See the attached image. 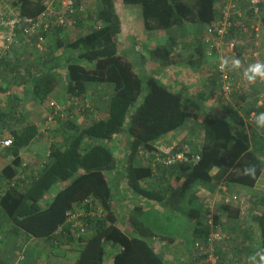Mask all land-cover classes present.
<instances>
[{
  "label": "trees",
  "instance_id": "trees-1",
  "mask_svg": "<svg viewBox=\"0 0 264 264\" xmlns=\"http://www.w3.org/2000/svg\"><path fill=\"white\" fill-rule=\"evenodd\" d=\"M78 1H83L87 8L76 16L75 28L81 31L80 35L72 41L58 37V47L64 50L66 60L67 99L60 103L70 98L89 100L93 108L84 113H91L96 106L92 87L108 86L112 88L107 100L108 115L77 128L62 146L52 143L44 163L34 168L23 160L21 151L39 138L40 127L24 119L19 102L12 113L0 112V118L7 121L13 117L22 123L21 128L5 135L12 138V144L1 147L0 177L12 179L19 171L25 175L17 178L14 186H3L0 230L10 221L14 228L33 238L57 237L61 242L77 236L84 244L72 264H107L109 258L112 264H166L152 244L155 236L166 242L176 241L174 235L164 232L163 216L187 218L194 223L193 244L197 239L205 240L209 232L205 221L207 200L214 197L221 183L228 185L232 194L241 193L232 191L234 184L257 190L264 173V140L259 134L247 133L244 118L234 106L225 105L222 114L199 111L197 104L186 100L189 97L185 93L173 89L155 73L159 67L185 63L187 57L182 49L191 45V35H199L215 17L217 0H121L141 7L148 32L166 35L163 43L157 44L150 55L140 54L139 60L120 51L122 19L117 0H93L92 9L86 4L90 0ZM12 5L23 15L37 16L44 9V0H13ZM261 18L264 27V13ZM196 48L197 55L186 62L194 68L199 67L204 55L202 44ZM49 60L42 56L43 65L31 63L38 66L36 69L22 67V59L11 67L19 73L22 68L26 70L20 77L28 84L27 97L44 105H48L61 81L56 69L59 64H45ZM148 61L155 64L152 71L147 67ZM257 111L264 113V106ZM190 122L191 126L198 123L199 130L204 132L197 163L160 165L155 169L148 160L143 161L140 148L151 149L158 139ZM110 143H117L118 153ZM190 145L189 153L199 151V145ZM249 168H254V173H246ZM123 185L141 197L131 204L124 220L128 229L120 226L115 206ZM54 187V196L47 199ZM100 208L103 213L96 214ZM243 210L223 199L217 205L215 218L224 233L223 216L234 220L244 214L256 230L246 229L244 235L225 233L215 251L224 264H237V260L240 264H264V194L254 196L244 213ZM84 218L88 226L82 231L75 224L80 222L84 226ZM256 231L260 239L254 246ZM5 232L9 234L10 230H5L3 237ZM1 241L0 237V248ZM230 245L232 263L226 261L230 255L222 258V252L226 255L225 246ZM0 264L6 263L0 259Z\"/></svg>",
  "mask_w": 264,
  "mask_h": 264
},
{
  "label": "crops",
  "instance_id": "crops-1",
  "mask_svg": "<svg viewBox=\"0 0 264 264\" xmlns=\"http://www.w3.org/2000/svg\"><path fill=\"white\" fill-rule=\"evenodd\" d=\"M6 1L7 0H0V6L2 5V3H6ZM8 1L10 3V1L13 0ZM10 5V7L12 8L13 5ZM117 11L119 12L122 19V31L119 34L118 38L119 44L121 43L120 48H122L124 44L126 45L127 43L132 42L133 45H131L134 47L135 53L134 57L130 58H133V60H139V55L142 53H144V55L145 53L150 55V51H152L157 44L163 43L166 40V35L164 34V32L151 33L145 29L144 22L141 16V7L139 5H127L122 3L121 0H117ZM202 32L203 30L197 36L191 35L188 39V41H191V45H189V47L187 48L182 49L181 52L184 53L187 57L183 61L185 63L172 64L168 66L169 68L166 67L167 69L165 68L160 70L158 75L164 82L172 86L173 89L179 91L181 90L183 93H185L186 96L189 97L186 98L187 101H190L193 104H199V111H212L217 114H222L224 113L225 105L230 104L234 106L235 109L240 111V115L244 118L245 129L247 133L249 135L253 134L252 132H254L255 134H259L264 140V137L262 136L263 128L257 124V119L250 120V112L252 110H257L259 107L256 103L257 98L255 97L257 96V94L264 91V85L261 82V78L264 77V75L255 74L254 78L249 79V77L253 76V74L248 71L251 65L257 63L264 65V41L260 40L259 42L258 59L249 56L244 57L242 55L238 56L239 58L230 56V58L234 59L233 63L236 65V69L238 68V70H240L244 67V69L247 70L248 84L247 94L244 95L243 98H232L229 100L224 98L222 92H220L219 89V84L215 75V64L217 60L216 56L207 54L205 49L203 48L204 55L202 57V62L199 64V67L194 68L192 64L186 63L189 62L188 60L192 58V56L197 55L198 50L197 48L195 49V47H199L202 44ZM135 34H138L137 37L135 36ZM58 37L66 40L68 39V32L61 31L58 32V34L54 32L51 33L47 39V52L45 55H43V57H49V65L51 66H56L59 64L56 69L61 81L60 85L56 88L53 94L58 95V98L60 99L57 100L55 97L53 99L57 100L58 102H64L67 99V94L65 92L66 60L65 55L62 53V51L60 52L62 56H55L58 54L56 51L60 49V46L56 41ZM262 37H264V32L262 34ZM139 43L141 44V47H139ZM251 45V42L248 41L245 47L250 48ZM142 46H146V48L141 49ZM30 50H35V47L33 45H30L27 48L24 47L21 50H15L9 55V57L2 59L5 60L7 64L4 61V63H2L0 66V112L12 113L16 108L15 104L19 102V109L22 111L24 119L40 127L42 133L40 134L39 138L33 141L27 147L23 148L21 151L23 160L32 167L37 168L46 160L47 152L50 151V146L52 143H57L58 145L62 146L65 143V140L69 139V137L76 131L77 128L88 126V124H90L93 119H101L107 117V100H109L108 95L110 92H112V88L108 86H93L91 91L93 92V96L96 94V106H94V110L91 113L75 112L71 110L70 112H67L65 116L56 118L55 123L51 126V128L47 131H44L43 123L48 108L45 111L46 113L44 112L42 116V107H46V105L40 103L38 99L21 97V95L24 96L25 93H27L28 95V84L24 83V81L20 77V73H17V70H11V67L14 68V64L17 63V60L25 57L29 53V58H31L33 62L36 61V65L43 64V61H41L42 55L36 53V50L32 52ZM236 61H238V63H236ZM195 65L197 66V63ZM25 86L26 88L24 89ZM60 86L63 87L62 90L59 89ZM6 88L9 89L6 90ZM187 89L189 90V93L188 91H186ZM213 91H215V93H212ZM202 94H205L206 96L204 97ZM36 105L40 107H37ZM261 113L262 112H260V114ZM23 123L25 124L26 121H24ZM21 127L22 123L17 122L13 117L9 118L7 121L5 117L0 118V136H3L4 138H7V136L5 137V135L10 131L19 129ZM184 128L186 129L182 132H180V130L178 129L164 135L161 139L167 142H171L173 140H183L189 142L192 145L197 144L200 146L202 144L201 141L203 140L204 132L203 130H199L198 123L196 126H191L190 122ZM253 143L255 144V141ZM116 146L118 153L119 147L117 143ZM30 154H35L37 159H33ZM41 156H44V158H40ZM262 184H264V173L262 174L257 185ZM123 187L124 188L122 190H118L119 193L117 192L118 195L115 204L116 211L121 213L118 216H120L119 223L122 227H124V220L129 214V208H131V206L135 202L134 199H141L140 196L136 197V195H134L131 190L125 189L124 185ZM233 188L234 186H232L233 192H238L237 190H233ZM225 192L232 195V193L228 191V185H226L225 183H221L214 194V197L217 199V205L222 201V197ZM241 193L248 192L242 191ZM7 222L8 221L3 224V228L0 230V237L2 239L0 259L6 264H45L46 262L50 261L56 264H72L78 255L79 249L84 244L83 241L77 239V236L74 238V240L65 239L61 242L56 240L57 237L50 239L41 238L40 240L39 238H35L37 239L35 240L33 237H30L29 240L27 239L25 241L22 237L21 232L13 233V231L15 230H12L11 225H9L7 228L5 227ZM222 222L226 234L237 235L240 233L243 234L246 229L250 231L256 230L254 229L252 222H250L246 214H244L242 218L234 220L226 219L223 216V218H221V223ZM5 230H10L8 236L11 234V238H8L7 236V240L4 239L5 237H3V232ZM194 230V227L191 226V228L189 229L191 235L194 234ZM35 241L39 242L36 243ZM168 243L171 242L163 241L157 236L152 238L153 246L157 248L158 251L164 256L167 262L166 264H177L182 261H185L187 263L190 261V258L188 257L190 250L187 247L181 246L179 250H173V248L170 247ZM231 247L232 245L225 246L226 255H224V252H222V258L226 259L225 257L230 255L228 256L229 258H227L226 261L232 263ZM222 251H224V247ZM107 264H112L111 258L108 259Z\"/></svg>",
  "mask_w": 264,
  "mask_h": 264
},
{
  "label": "built area",
  "instance_id": "built-area-1",
  "mask_svg": "<svg viewBox=\"0 0 264 264\" xmlns=\"http://www.w3.org/2000/svg\"><path fill=\"white\" fill-rule=\"evenodd\" d=\"M216 8L215 17L204 26L201 42L206 53L217 58L215 75L224 98L229 100L243 98L247 94L248 73L244 67L240 70L236 69V65L233 63L234 59L230 56L239 58L238 56L242 55L258 59L259 42L264 32L261 18L264 13V0H217ZM86 9L83 1L44 0L42 12L37 16H29L21 14L14 6L11 8L6 3H2L0 6V59L7 58L15 50L27 48L30 45L35 47V52L42 56L45 55L48 36L55 29L70 32L76 26L78 13L86 12ZM248 41L253 45L250 48L245 47ZM261 82L264 85V77L261 78ZM255 98H257V106H264V91L257 94ZM48 101L44 131L51 128L56 118L70 112L71 106H73V111L82 113L93 108L89 100L70 98L66 103H60L50 98ZM258 117L257 110L250 112V120L258 119ZM262 128L264 137V127ZM11 144L12 138H0V147H7ZM190 149L192 147L187 141L167 142L160 138L151 149L140 148V155L143 157V161L147 162L148 160L155 169L160 165L170 167L182 162L195 164L201 158V146H198L199 151L197 152L189 153ZM24 177L22 171H19L18 175L12 179L0 177V195L4 191L3 186L5 188L14 186L17 178ZM256 189L260 191V194H264V184L258 185ZM253 197L254 195L250 193L230 195L225 192L222 199L227 203L241 206L245 210ZM207 207L205 220L209 227L207 238L194 241L192 254L188 256L189 262L182 261L177 264H224L215 251L216 245L222 243L226 236L222 226L217 223L215 218L217 199L215 197L208 199ZM97 213H103V209H98ZM84 219V226L80 222L75 224L81 226L82 231H85L88 226L86 218ZM236 262L240 264L239 260Z\"/></svg>",
  "mask_w": 264,
  "mask_h": 264
},
{
  "label": "rangeland",
  "instance_id": "rangeland-1",
  "mask_svg": "<svg viewBox=\"0 0 264 264\" xmlns=\"http://www.w3.org/2000/svg\"><path fill=\"white\" fill-rule=\"evenodd\" d=\"M6 4L8 5V6H11L10 4H12V1H10V3H9V1L7 0L6 1ZM86 4H87V6H88V8H94V1L93 0H90V1H86ZM80 33H81V31H79V30H77L76 28H74V29H72L70 32H68V39L67 40H69V41H72V40H74L75 38H77L79 35H80ZM137 35L138 34H135V36L137 37ZM263 38L264 37H262L261 38V40L262 41H264L263 40ZM56 41H57V44H58V39H56ZM132 44V42L130 43H127L126 45L124 44L123 46H122V48H120V51H122V53L124 54V55H128L127 57H134V47L131 45ZM120 45H121V43H120ZM139 45V47H141V44L139 43L138 44ZM132 47V48H131ZM143 48H146V46H142V48L141 49H143ZM21 50V49H20ZM62 51V53H63V51L64 50H62L61 48L60 49H58L56 52L58 53L57 55H55V56H58V57H60V56H62L61 54H60V52ZM27 52H29V51H27ZM143 52V51H142ZM37 53V52H36ZM133 53V54H132ZM131 54H132V56H131ZM29 56H30V53L28 54ZM28 55H26L24 58L22 57L21 59L23 60V66L22 67H27V69H28V67H30L31 69H36L38 66H40V64L38 65V66H33V65H31V63H33V60H31V58H29V56ZM3 59V58H2ZM2 59H0V66H1V64L2 63H4V61H2ZM132 60H133V58H132ZM2 61V62H1ZM36 62V61H35ZM64 62V61H63ZM5 63H6V61H5ZM10 63V62H9ZM47 63H49V61H47V62H45V64H47ZM7 64V63H6ZM41 65H43V64H41ZM154 66H155V64L153 63V62H151V61H148L147 62V67H148V69H150L151 71H152V69L154 68ZM21 67V68H22ZM167 67V66H166ZM166 67H159L156 71H155V73H156V75L157 74H159V72H160V70H162V69H165ZM157 68V67H156ZM169 68V67H168ZM167 69V68H166ZM24 71L26 72V70H24L23 68L21 69V71H20V75H22V74H25L24 73ZM17 73H19L18 71H17ZM27 73V72H26ZM1 76V75H0ZM64 86V85H63ZM7 89H9V88H6V90ZM24 89H25V87H24ZM59 89L60 90H62L63 89V87L62 86H60L59 87ZM186 91H188V93H189V90L187 89ZM112 92H110L109 93V95L111 94ZM27 93H25L24 94V96L23 95H21V97H23V98H26L27 96ZM56 98L57 100L58 99H60V98H58V95H55V94H52L51 95V98ZM197 105H199V104H197ZM37 106V105H36ZM37 107H40V106H37ZM41 107H42V105H41ZM48 108V106L46 105V107L44 106V107H42V109H43V112L41 113L42 114V116H43V114H44V112L46 111V109ZM47 112V111H46ZM45 112V113H46ZM43 127H44V123H43ZM185 126H183V127H181V128H179V130H180V132H182L183 130H185L186 128H184ZM1 137H3V136H0V138ZM110 145L113 147V149H114V151L116 152L117 151V146L116 145H112L111 143H110ZM0 150H2V148L0 147ZM46 152V151H45ZM46 154V153H45ZM49 154V152H47V155ZM30 156H32V158L33 159H37L36 158V156H35V154L33 155V154H30ZM40 158H44V156H41ZM39 158V159H40ZM112 183V182H111ZM234 186V188H233V190H237L238 192H242V191H247L248 193H250V194H252V195H254V196H258L259 194H260V191L257 189V190H252V188H249V187H246V186H243V185H240V184H234L233 185ZM56 190H57V187H54V188H52L51 190H50V192L46 195V198L47 199H51L53 196H54V194H55V192H56ZM256 193V194H255ZM136 200L139 202V199H134V201L136 202ZM117 210H118V208H117ZM118 214H121V213H119L118 212ZM125 217V216H124ZM162 222L163 223H161V226H163V230H164V232L165 233H169L170 232V234H172V235H174L175 237H176V241H175V243H168L169 245H170V247H172L173 248V250H179V248L181 247V246H184V247H187L189 250H190V252L193 250V246H194V244H193V242H192V237H191V234H190V231H189V229L191 228V226H194V223L193 222H191V221H189V220H187V218H184V217H180V216H176V217H174V215H165V216H163V218H162ZM9 225H11V227H12V230H15V231H13V233L15 232H21V234H22V237H23V239L26 241L27 239L29 240L30 239V236L29 235H27V233H25V232H23L21 229H19V228H14V225H13V223L12 222H10V221H8L7 222V224H6V228L9 226ZM123 226L125 227V228H127L128 229V226H129V224L127 223V221H125V223L123 224ZM12 233V234H13ZM255 234H256V232H255ZM14 235V234H13ZM7 236H8V234H6V232H5V240H7ZM15 236V235H14ZM8 238H11V234L8 236ZM35 239V238H34ZM258 239H260V236H259V232H257V238H256V236H255V238L253 239V245L254 246H256L257 244V241H258ZM35 240H37V239H35ZM40 240V239H39ZM36 243L37 242H39V241H35ZM41 242V241H40ZM32 243V242H31ZM35 244V243H34ZM181 244H184V245H181Z\"/></svg>",
  "mask_w": 264,
  "mask_h": 264
},
{
  "label": "clouds",
  "instance_id": "clouds-1",
  "mask_svg": "<svg viewBox=\"0 0 264 264\" xmlns=\"http://www.w3.org/2000/svg\"><path fill=\"white\" fill-rule=\"evenodd\" d=\"M236 63H238V61H236ZM248 71L253 74V76H250L249 79L254 78L255 74L264 75V65L259 63L251 65ZM257 124L261 127H264V113L260 114L258 117ZM245 171L246 173H254V168H249Z\"/></svg>",
  "mask_w": 264,
  "mask_h": 264
}]
</instances>
